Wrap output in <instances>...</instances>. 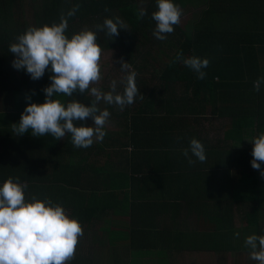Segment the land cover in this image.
I'll use <instances>...</instances> for the list:
<instances>
[{
    "label": "trees",
    "instance_id": "16d2710c",
    "mask_svg": "<svg viewBox=\"0 0 264 264\" xmlns=\"http://www.w3.org/2000/svg\"><path fill=\"white\" fill-rule=\"evenodd\" d=\"M173 2L188 8L203 2L199 5L203 8L199 18L190 25L192 30L174 26L177 32L170 33L176 37L171 42L173 52L167 59H162L164 44L152 39H148V43L156 49L155 54L150 51L133 53L145 26L153 24L156 0H0V21L15 23L12 28L4 29V36H0V41L6 43L16 42L18 35L29 26L59 23L60 16L66 15L76 5H79L78 10L68 17L66 35L69 38L84 28L96 31V25H102L106 18H122L128 28L119 29V35L112 39L106 31L96 33L97 43L103 46L102 51L118 49L119 58L122 54L125 61L128 58L126 62L138 73L136 83L140 93L135 102L123 110L117 106L110 108L111 119L117 120V128H105L106 136L110 138L102 146L94 142L91 162L81 156L77 165L65 164L58 169L59 174L41 171L38 177V171L30 161L33 150L22 147L21 139L0 150V185L8 177H18L28 185L26 197L35 195L39 199L50 198L54 203L62 204L86 230L93 224L99 225L97 230L103 237L99 238L100 247L105 238L116 261L125 257V248L117 246L124 241L125 245L129 243L138 250L155 247L146 238L163 230L164 215L170 206L162 205L165 200L159 203L152 197L156 191L160 196L165 185L167 192L174 191L176 199H184L194 209L199 207L200 221L205 219L207 224L213 225L216 220L219 241L213 245L212 233L208 234L210 238L199 237L204 247L212 250L226 246L237 251L247 249L244 245L245 229L234 228L229 222L230 201L244 197L242 191L245 188H254L250 194L264 199V177H259L256 171L237 175L236 171L243 169L236 166L230 149L220 147V138H206L210 135L211 124L205 126L201 118L206 110H211L217 117L228 120L229 124H224L225 140L240 139L245 129L253 127L257 133H264V102L260 101L261 96L256 95L254 89V83L262 80L260 73L264 71V63L260 59L264 54V0ZM142 6L147 14L138 18ZM7 49L9 46L0 47V99L9 95L11 100L0 102V118L14 117V122L18 123L24 100L45 97L43 89L51 83V73L46 70L42 78L33 80L24 69L7 71L6 67L11 63ZM178 54H182V58L178 59ZM191 56L209 60V65L203 69L206 73L203 79H198L197 73L183 63V58ZM149 62L153 63L151 70ZM122 79L121 76L116 79L120 92L124 88ZM88 95L85 92L75 93L72 97L58 96L65 103L72 99L89 103L94 97ZM198 119L202 120L203 128L194 132L203 135L201 142L205 154L211 157L210 167L205 169L208 171L205 180L197 158L190 150L188 157L183 154L191 140L185 139L187 131ZM86 122L89 123L86 120L76 123L86 125ZM24 135L37 137L31 132L18 136L22 138ZM67 136L71 139L70 134ZM101 158L103 160L100 161ZM189 158L195 163L189 164ZM154 175L158 188L151 185ZM170 179L173 188L168 182ZM53 187L59 189L52 190ZM119 210L129 211V221H121L127 228L125 232L107 226L113 223L109 215L114 217L113 213ZM159 211L161 214H157ZM258 211V207H254L245 215L250 230L264 235V222L259 219ZM116 224L119 221L113 223L114 227ZM237 232L242 235L244 249L240 246V235L239 238L234 235ZM196 240L197 237L191 238L192 243ZM81 260V254H76L73 264H79Z\"/></svg>",
    "mask_w": 264,
    "mask_h": 264
},
{
    "label": "clouds",
    "instance_id": "9594fccd",
    "mask_svg": "<svg viewBox=\"0 0 264 264\" xmlns=\"http://www.w3.org/2000/svg\"><path fill=\"white\" fill-rule=\"evenodd\" d=\"M156 2L157 10L152 13L156 22L153 35L164 40L180 23L182 9L173 0ZM78 8L76 5L66 15L62 14L59 23L29 26L9 46L15 56L12 61L15 69L26 70L33 80L42 78L46 70L51 73V83L43 89L44 102L28 103L19 122L14 123L13 132L17 136L31 130L33 136L51 135L59 140L70 134L75 147L88 148L94 142H102L106 136L105 125L111 114L107 108L100 109V102L123 110L133 104L140 93L136 83L138 73L122 59L120 68L127 73L121 81L123 91L117 90L116 80L111 81L107 92L95 86L102 79V49L97 43V31H106L112 39L119 35V29L128 28L119 17L106 18L102 25H96V31L84 28L69 38L66 35L68 17ZM146 14L141 8L138 18ZM177 58H182V54ZM183 63L197 73L198 79H203L206 75L203 69L209 65V60L191 56L183 58ZM260 83L259 79L254 83L256 91H259ZM85 92L94 97L88 105L77 99L65 103L55 98ZM88 118L92 120L90 126L76 123ZM249 141L253 145L251 166L264 177V169H261L264 133ZM189 150L199 161L206 160L204 145L198 139L192 138L189 148L183 150L186 157ZM188 162L195 163L191 158ZM27 188L28 185L18 177H8L0 185V264H70L75 258L78 240L83 236L82 225L76 217L67 214L62 204L35 195L26 197ZM234 235L239 238L240 233ZM244 245L250 249V259L264 264V235L250 234Z\"/></svg>",
    "mask_w": 264,
    "mask_h": 264
},
{
    "label": "crops",
    "instance_id": "0c3cea01",
    "mask_svg": "<svg viewBox=\"0 0 264 264\" xmlns=\"http://www.w3.org/2000/svg\"><path fill=\"white\" fill-rule=\"evenodd\" d=\"M15 25L14 22H3L0 21V36H4L5 32L4 29L6 28H12ZM29 25H32L31 22ZM14 43V40L10 41L9 43H6V41L1 40L0 41V47H7L10 46V44ZM1 57V56H0ZM7 58H9V61L11 62L9 66L6 67L7 71L13 72L15 68L12 66V61L15 59L14 54L7 49ZM260 59L263 60L264 63V54L260 55ZM13 68V69H12ZM2 69V64L0 67V71ZM121 76V75H120ZM260 76L262 78L261 83L262 85L259 88V91H256V95L258 94L260 97V101L264 102V71L260 73ZM5 82V81H4ZM110 84H107L105 81V78L102 77V82H99L98 85H95L99 87L102 91H109L110 90ZM88 97H92L91 95H88ZM45 100V97H41ZM55 98L60 99L63 101L62 97L57 96ZM43 99H34L30 98L29 100H24L23 103V110L24 107L27 106L28 103L35 102V103H43ZM11 100V97L9 95L2 96V99H0V102ZM94 100V98H93ZM86 105L90 104L91 102H85ZM101 110L104 108H107L110 110L112 106L115 105H107L103 103V101L100 102L98 105ZM208 110H206L205 116H202V120L205 123V126H207L208 122L211 121V118L208 116ZM150 113V111H149ZM210 115V114H209ZM215 117H217L215 115ZM200 118V117H199ZM14 117H5L3 119L0 118V150L11 145L14 141L16 143L19 139H21V145L22 147H30L33 150L32 155L30 156L31 165L35 170L38 171V177H40V172L45 171V174H59L57 173L58 169H61V167L65 164H78V159L81 156L86 157L87 159L92 160L93 152H91L93 148V144L88 148H77L72 144V141L70 138H68V134L65 135L63 139L56 140L51 135H45L42 137H31L24 135L22 136H16L15 132H13V125H14ZM219 121L221 120V132L220 134L218 132L217 135L220 136V147L222 149L231 150L230 154L231 157L236 159L235 162L237 163L238 168H242L243 171L237 170L236 173H250L249 171H256L259 172V177H261L260 171L253 169L251 166V160H252V143L249 140H252L254 137H257L259 133L256 132L255 128L253 127L250 129H245L243 133L241 134V138H229L227 140L223 139L224 136V124L228 123V120H223L219 117H217ZM199 121L194 124L192 123V126L190 129H188L185 139L190 140L192 138H196L199 141H201V136L195 133V130H199L203 128V122ZM86 121V125H91L92 120L91 118H88ZM117 120H112L111 115L105 125V128H117L116 126ZM201 122V123H199ZM200 124V126H199ZM210 124V123H209ZM31 130H29L30 132ZM106 131V130H105ZM214 137V135H209L206 138L217 140ZM222 135V136H221ZM233 135V134H231ZM44 137V138H43ZM109 139V136H105L104 140L102 142H96V144H99V146H102L103 143ZM223 139V140H222ZM171 140V139H170ZM174 145V144H172ZM93 148V149H92ZM208 150H206L207 152ZM191 152V151H190ZM103 160L102 158L100 161ZM197 161L200 163L199 170L202 172V176L205 180L207 176V170L206 168H209L208 162H211V157L206 155V160L204 162H201L197 159ZM215 165V164H214ZM213 165V166H214ZM230 168L232 167V164L230 162ZM141 168L144 170V167L141 166ZM236 169V168H235ZM261 169H264V163H261ZM145 171V170H144ZM241 172V173H240ZM168 182H171V188H173V181L170 179ZM40 184V183H39ZM151 185L157 186V179L155 175L153 176L151 180ZM149 187V186H148ZM59 188L53 187L52 190H58ZM254 189V188H253ZM249 189H243L242 194L244 197L237 199L232 198L230 201V210H229V222L230 224L239 230L246 231V234L244 236V239L250 235L254 234L249 228L250 224L247 223L246 219V211L247 210H253L254 207H258V217L259 219L264 222V199L261 200L259 197L254 196L253 194H250V192L253 190ZM158 190V189H157ZM50 191V190H49ZM54 192V191H51ZM219 194V192H218ZM220 196V194H219ZM155 202H161V200H165L162 202V205L164 206H170L168 208V213L164 215V225L162 227V231L157 235H151L148 236L146 239L155 245V247H151L150 250H138V247L134 248L130 246L128 243L125 245V241L122 245H117L119 248L124 249L125 257L123 260L116 261L112 249L108 245V241L104 238L103 239V246L100 247L99 244V238H103L101 236V231L97 230V227L99 225L93 224L89 230H86L83 228V236H81L78 240V244L76 247V254H81L82 260L79 264H205V258L206 255H210V253H214L217 258L216 263L222 264L221 261V254L224 253H240L241 255L246 254L247 260L244 261V258H242V262L240 264H257L256 261L250 259L249 253L250 250L243 248V242H242V235H240L239 241L241 248L244 250H232L230 248L224 247L223 249H219V247H215V250L207 249L204 247V243L202 240H199V237L205 238V236L209 237L208 234H213V245L216 243V240L219 241L220 238H217L216 235V220H214L213 225L207 224L204 220L200 221V213L197 211L199 210V207L194 209L192 205L188 202H184V199H176L174 197V191L167 192L166 191V185L163 188V191L161 192V195L159 196L158 191H156L155 195L152 197ZM197 202L201 204L200 200L197 199ZM263 207H259V206ZM152 207V205H151ZM67 214L72 217V215L69 214V209H65ZM152 211H155L153 209ZM245 211V212H244ZM114 217L112 215H109L111 222L115 223L119 221V224H116L117 226L114 227L113 223L111 225H107L112 227L115 231H127V228L125 225L121 223V221L127 222L129 221V211L127 210H119L116 213H113ZM157 214H161L160 211ZM236 222H240V225H236ZM97 223H100V221H97ZM218 228H220V220L218 219ZM100 231V232H99ZM124 231V232H125ZM94 236V237H91ZM192 237H197V240L193 243L191 242ZM210 238V237H209ZM202 262H199L201 261ZM73 260L70 262V264H73ZM215 264V261H214ZM224 264V263H223Z\"/></svg>",
    "mask_w": 264,
    "mask_h": 264
},
{
    "label": "rangeland",
    "instance_id": "374dc122",
    "mask_svg": "<svg viewBox=\"0 0 264 264\" xmlns=\"http://www.w3.org/2000/svg\"><path fill=\"white\" fill-rule=\"evenodd\" d=\"M141 5L142 2H139ZM200 4H203V2H201ZM200 4L194 3V7H190L188 8L187 6H180V8L182 9V16H181V20L180 23L178 25L182 26L185 30H192L191 28V24L196 21L200 14H201V10L203 8V6H199ZM153 5V4H152ZM142 8H144V6H142ZM122 21H124L121 18ZM146 28H144V34L141 38H139L136 41V45L133 47V53H146L148 51H150L152 54L156 53V49L154 47H150L149 43H148V39H152V40H156V41H161L164 44V51L161 53L162 59H167L170 55L169 53L173 50H171L172 44L171 42H174L176 40V37L173 36V34H168L166 39L164 40H159L157 39L154 35V29L156 27V22L153 21V24H151V26H149V23L145 26ZM149 28V29H148ZM177 32L175 29L172 33ZM101 46V49L103 48L102 44L99 43ZM119 50H106L105 52L102 51L101 53V75L102 77L105 78V81L107 82V84L111 83L112 80H116L120 77H123L127 75L126 72H123L121 70V64L119 66H117V63H119V61L124 60L123 59V54L120 55L121 58H119V53H117ZM116 53L118 56H116ZM125 61V60H124ZM128 61V58L127 60ZM150 65V70L152 69L153 63L149 62ZM117 81V80H116ZM102 82V79L101 81ZM122 87H124L123 83L121 84ZM208 116L211 118V121L208 122L207 126H209V123L211 124V128H210V135H214V137H216V135L218 134V132L220 134H222L221 130V120L219 121V119H217V117H215V114L211 111L208 110ZM210 114V115H209ZM212 124H213V130H212ZM222 136V135H221ZM218 138H220L219 135H217ZM240 222H236V225H240ZM216 255L214 253H210V255H206L207 258H205V264H215L217 258L215 257ZM242 258H244V261L247 260L246 258V254L241 255L240 253H224L221 254V261L222 264H240L242 262ZM199 262H202L199 261Z\"/></svg>",
    "mask_w": 264,
    "mask_h": 264
}]
</instances>
